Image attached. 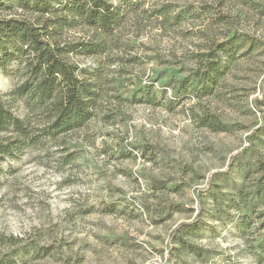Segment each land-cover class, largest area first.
<instances>
[{
    "label": "rangeland",
    "instance_id": "1",
    "mask_svg": "<svg viewBox=\"0 0 264 264\" xmlns=\"http://www.w3.org/2000/svg\"><path fill=\"white\" fill-rule=\"evenodd\" d=\"M131 2L116 47L66 56L99 92L87 123L0 160V264H264V0ZM23 69L0 96L38 134Z\"/></svg>",
    "mask_w": 264,
    "mask_h": 264
},
{
    "label": "trees",
    "instance_id": "2",
    "mask_svg": "<svg viewBox=\"0 0 264 264\" xmlns=\"http://www.w3.org/2000/svg\"><path fill=\"white\" fill-rule=\"evenodd\" d=\"M5 1L0 0V8ZM131 1L121 0L116 5L108 0H62L58 4L50 0H19L15 16H0V70L5 73L15 59L24 61V81L10 96L14 100L30 98L36 110L48 113L47 124L34 134L24 120L6 108L0 96V133L15 134L0 141V160L36 145L42 138L79 129L87 123L99 92L88 80L79 79L77 68L66 56L76 49L95 55L116 47L109 36L128 13L125 9ZM170 12L169 6H162L158 15L168 21ZM180 17L179 14L173 19L180 21ZM67 28L85 31L83 41L61 46L60 38ZM212 72L214 69L206 67L200 75L208 77ZM188 226L180 224L174 233ZM10 240L17 241L13 237Z\"/></svg>",
    "mask_w": 264,
    "mask_h": 264
}]
</instances>
